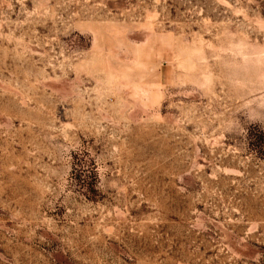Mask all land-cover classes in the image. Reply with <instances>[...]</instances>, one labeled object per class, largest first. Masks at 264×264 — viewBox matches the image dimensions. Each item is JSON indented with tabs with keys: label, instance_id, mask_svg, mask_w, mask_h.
<instances>
[{
	"label": "rangeland",
	"instance_id": "rangeland-1",
	"mask_svg": "<svg viewBox=\"0 0 264 264\" xmlns=\"http://www.w3.org/2000/svg\"><path fill=\"white\" fill-rule=\"evenodd\" d=\"M0 264H264V0H0Z\"/></svg>",
	"mask_w": 264,
	"mask_h": 264
}]
</instances>
